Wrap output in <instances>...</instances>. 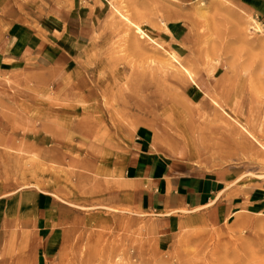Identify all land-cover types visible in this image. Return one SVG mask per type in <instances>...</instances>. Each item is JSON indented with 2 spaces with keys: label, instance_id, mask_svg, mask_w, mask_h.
Listing matches in <instances>:
<instances>
[{
  "label": "rangeland",
  "instance_id": "rangeland-1",
  "mask_svg": "<svg viewBox=\"0 0 264 264\" xmlns=\"http://www.w3.org/2000/svg\"><path fill=\"white\" fill-rule=\"evenodd\" d=\"M80 3L95 20L107 12L99 26L107 52L99 58L90 47L73 71L53 70L37 53L0 73V264H264V212L244 205L239 214L162 235L149 215L112 206L104 190L118 176L136 132L151 127L185 146L196 168L234 169L263 182L264 151L256 143L235 145L224 111L264 145V33L245 39L215 6L222 3L246 17L228 0ZM49 4L0 0V41L22 29L46 36ZM112 4L164 50L147 40L137 43L138 35ZM195 11L197 22L184 21L195 50L187 64L211 79L202 92L178 74L165 52H171L169 29L183 22L169 19ZM167 61L174 68L165 69ZM24 189L47 198L57 243L46 259L38 252L31 199L17 192Z\"/></svg>",
  "mask_w": 264,
  "mask_h": 264
},
{
  "label": "crops",
  "instance_id": "crops-1",
  "mask_svg": "<svg viewBox=\"0 0 264 264\" xmlns=\"http://www.w3.org/2000/svg\"><path fill=\"white\" fill-rule=\"evenodd\" d=\"M46 36L36 37L20 30L0 41V73L14 70V64L32 54H43L57 71L79 70L78 59L91 47L100 56L109 44L98 19L80 0H49ZM190 2L187 0H183ZM250 14L264 26V0H228ZM106 26V25H105ZM104 29V28H103ZM171 52L182 53L191 44V28L179 22L169 29ZM176 54V55H177ZM212 85L205 74L196 78L195 87L202 92ZM169 137L159 128L139 129L129 145L118 176L105 184L111 205L149 215L160 234L168 235L197 221L236 215L247 205L249 211L264 212V181L242 177L234 169L205 171L194 164L185 146L166 145ZM175 143V142H173ZM196 165V164H195ZM31 199L37 224L38 252L46 259L56 250L57 234L48 224L49 209L42 191L24 189ZM116 193L118 197H116ZM119 195L123 196L121 200Z\"/></svg>",
  "mask_w": 264,
  "mask_h": 264
},
{
  "label": "bare ground",
  "instance_id": "bare-ground-1",
  "mask_svg": "<svg viewBox=\"0 0 264 264\" xmlns=\"http://www.w3.org/2000/svg\"><path fill=\"white\" fill-rule=\"evenodd\" d=\"M204 5H205V3L203 2L202 6H204ZM112 6H113V10L115 11L116 15L119 17L120 21L123 22L129 28L131 27L134 29V31L138 35L137 43L141 44V40H147L150 43H152L155 48L164 50L163 45L161 43L157 42L156 40H154L139 24L135 23L132 20V18L126 12L123 11V9L121 7H119L118 5H115V4H112ZM215 6L218 9L225 11V13L230 18H232L234 20L236 26L239 27L241 29V31L243 32L245 39L252 34L254 35V34L264 33L260 23L255 18H253L250 14L246 13L245 11H242V12L244 13V15L246 17L241 16L238 13V11H236L234 8L228 7L222 3H217V4H215ZM198 12L195 11V13L182 14L179 18H176L175 20L169 19V21H177V20L178 21H192V20H194L195 22H197L198 18H199ZM249 43L252 44V42H249ZM165 52L176 63V68H177L178 74L184 75L186 78L191 80V82L193 84H195L196 78L198 77V75L200 74L201 71L200 70H191L187 64V60L194 56V53H195L194 48L192 46H187V47H185V51L182 53H179V54L169 52L166 50H165ZM110 56L111 55L107 56V59L109 58L108 61H111L113 59V57L111 58ZM162 63H163V67L165 69L169 70V69L174 68V65L172 64L171 61L162 62ZM207 98H209L211 105L214 106L216 116L223 118V116L220 115V113L218 112L220 110L222 111V109L220 108V105L214 100L213 97L211 98L209 95H207ZM224 113L232 121V123H231L229 120H225V122L227 123L226 129H230V135H231V137H233V142L235 145H241L244 148L245 147L246 148H252L254 146V143H256L260 147L261 152L264 151V145L261 144L257 140V138L251 132L248 131L247 128H245L237 120L230 117L225 111H224ZM174 144L175 143H173L170 138L168 139V141H166V145L170 148L175 149ZM237 223H240V221H238Z\"/></svg>",
  "mask_w": 264,
  "mask_h": 264
}]
</instances>
